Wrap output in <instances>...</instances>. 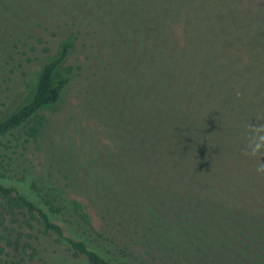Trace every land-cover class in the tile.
Masks as SVG:
<instances>
[{"label": "rangeland", "instance_id": "rangeland-1", "mask_svg": "<svg viewBox=\"0 0 264 264\" xmlns=\"http://www.w3.org/2000/svg\"><path fill=\"white\" fill-rule=\"evenodd\" d=\"M184 13L202 19L204 37L193 62L197 68L203 66L201 78L177 69L180 61L168 43L161 66L156 57V50L165 43L162 33L167 20ZM243 25L254 31L262 27L257 36L264 40V18L259 26L247 21L228 8V1L0 0V118L28 100L38 71L57 54L60 43L71 36L77 39L66 66L76 67L78 74L60 102L45 111L49 123L39 149L29 150L26 158L15 157L33 163L41 186L84 203L93 234L102 242L105 238L103 244L116 243L109 254L122 264H264V220L197 197L208 189L202 185H217L234 197L243 194L248 206L264 205V175L256 173L258 161L246 159L248 131L251 125L264 123V104L248 96L241 102L232 99L231 77L220 75L228 63L219 55L214 58L216 42L235 43L241 37L237 39L232 28ZM213 31L218 36L212 45ZM178 34L183 39L182 30ZM215 61L219 69L210 77ZM159 77L166 81L162 93L171 109L164 112L165 122L178 139V150L196 146L201 157L202 165L192 173L190 191L195 196L162 187L154 179L143 186L145 175L140 176L141 169L135 171L134 159L122 164L109 158L101 146L110 145L118 152L115 141L121 149L130 143L134 150L139 131L151 129L162 113L151 110V102L160 98ZM215 80L221 82L217 92L213 86L207 91L205 85ZM187 92L204 94V98L199 112L197 105L192 110L195 100L188 103L185 109L193 117L178 123L173 115L175 98ZM81 112L87 118L102 119L109 136L93 132ZM232 152L235 157L226 161ZM77 159L89 187L99 189L91 193H98L101 201H93L83 188ZM233 184L238 188L232 189ZM104 207L114 212L110 215ZM128 214L132 217L124 218ZM33 234L46 261L15 258V252L8 250L9 256H4L8 264H55L58 255L70 259L64 245L48 237L38 240L41 235Z\"/></svg>", "mask_w": 264, "mask_h": 264}, {"label": "trees", "instance_id": "trees-1", "mask_svg": "<svg viewBox=\"0 0 264 264\" xmlns=\"http://www.w3.org/2000/svg\"><path fill=\"white\" fill-rule=\"evenodd\" d=\"M218 1L219 4L228 1V8L236 9L245 20L257 22L258 26L263 24L264 0ZM176 16L177 14H173L164 27L162 34L165 43H162V47H158L156 50L158 62L161 66L162 58L167 56L166 44L168 43V46L177 54L176 60L180 61L178 65L177 62L175 64L177 69L192 71L194 76L201 78L204 68L203 66L197 68L198 65H194L193 62L197 58L199 45L204 37L200 29L202 19L196 18L195 15L191 16L190 13ZM256 28L257 30L254 31L248 25L233 27L232 31L236 34L237 39L238 36L241 38L229 45L220 44L222 40L216 42L217 48L214 58L219 55L220 60L228 63L220 75L222 77L230 75L229 85L231 86L230 95L233 97L232 99L241 102L248 96L252 100L264 104V40L257 36L260 32L258 30H261L262 27ZM179 30L183 32V39L179 37ZM1 34L2 32H0ZM229 35L230 38H233L232 34ZM217 36L218 34L213 31L210 40L212 45ZM76 40V37L71 36L60 43L57 54L50 58L38 71L28 100L19 108L0 118V264H8L9 261L5 259L6 256H9L8 250L15 252V258L21 257L23 260L27 259V261L34 263L39 257L38 261L45 262L41 250L42 245L35 242L33 232L41 235V237H36L38 240L42 237L51 238L64 245L70 252V259L56 256L55 264H122L118 258L114 259L109 254L110 250L116 248V243L103 244L106 242L105 238L102 242L93 234L92 218L87 206L79 200H70L60 192L54 193L47 190L46 186H41L37 181L31 160L30 164H28L29 159L24 163L21 161L22 157H27L29 150L39 149L38 146L49 123V117L45 111L60 102L66 88L78 74L76 67L66 66L76 47ZM169 59L173 63L176 61L171 57ZM216 62L215 67L212 66L210 70V77L214 76L215 71L219 69ZM78 70L82 72L83 66L78 67ZM197 70H199L198 73ZM158 82L156 91L160 98L151 102V110L162 113L157 115L158 119L156 123H152L151 129L139 131L134 150H130L132 149L130 143L124 144L121 149V146L115 141H113V146L120 150L118 152H114L110 145L101 144V146L106 148L110 155L109 158L113 157L114 160L120 161L122 164L134 159V166L137 168L135 171L141 169L142 171H138L140 176L145 175L143 186L154 179L155 184L162 187L195 196L190 191V186L193 185L192 173L202 165L201 157L196 146L193 150H188L187 147L184 151L178 150V139H175L168 122H165L166 113L164 112L170 107L169 100L162 93V86L166 84V81L163 77H159ZM220 83V80L208 82L205 89L208 91L213 86L217 92L216 86ZM197 86L200 88L202 86L200 79ZM202 92L205 93L206 91ZM203 95L193 96L187 92L181 98H175L178 102L182 101V104L176 101L177 106L173 110V115L178 119V123L181 120H191L189 118L193 117L192 111L187 112L185 109V106L188 103L191 104L193 100L195 103L191 105L192 110L197 105L199 112ZM142 99L143 96H140V100ZM140 103L139 107H143V103ZM82 115L93 125V132L109 136L102 119L87 118L83 113ZM262 117H264V113ZM191 143L189 142L188 145ZM234 152L227 157L226 161L229 162L235 157ZM18 154L21 157L20 161L19 157L18 159L15 157ZM246 159L250 160L248 156ZM77 163L78 171L82 175L81 184L83 188L88 191L93 201H101L100 198L96 197L98 193H95V196L94 193H91V190H98L99 192V189L89 187L78 159ZM149 171L152 178L148 175ZM202 186L208 189L205 190V195H197V197L214 201L237 213L264 220L263 204L256 207L248 206L244 202L243 194L234 197L226 188L217 185ZM230 187L234 190L238 188L236 184ZM106 203L111 204L114 211L117 209L113 203ZM104 208L110 215L114 212H112V208ZM128 216L132 217V214H128L124 218H128ZM9 220L11 223H8ZM85 233H87L86 236ZM55 252L58 253L56 250ZM51 262L46 263L52 264Z\"/></svg>", "mask_w": 264, "mask_h": 264}, {"label": "clouds", "instance_id": "clouds-1", "mask_svg": "<svg viewBox=\"0 0 264 264\" xmlns=\"http://www.w3.org/2000/svg\"><path fill=\"white\" fill-rule=\"evenodd\" d=\"M246 155L258 161L256 173L264 175V123L251 125L248 131Z\"/></svg>", "mask_w": 264, "mask_h": 264}]
</instances>
